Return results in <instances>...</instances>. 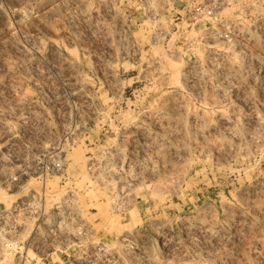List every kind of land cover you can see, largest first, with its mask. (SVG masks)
Returning a JSON list of instances; mask_svg holds the SVG:
<instances>
[{"label":"rangeland","instance_id":"obj_1","mask_svg":"<svg viewBox=\"0 0 264 264\" xmlns=\"http://www.w3.org/2000/svg\"><path fill=\"white\" fill-rule=\"evenodd\" d=\"M0 216V264H264V0H0Z\"/></svg>","mask_w":264,"mask_h":264},{"label":"built area","instance_id":"obj_2","mask_svg":"<svg viewBox=\"0 0 264 264\" xmlns=\"http://www.w3.org/2000/svg\"><path fill=\"white\" fill-rule=\"evenodd\" d=\"M196 16H210L212 14L211 10H208V8H197V10L195 11ZM33 202L35 203V198H32ZM73 201L69 198H63L62 200H60L57 204L54 205L55 207V212H54V217H52L51 219V224H47V227L49 228V232L52 233V229L53 228H60L61 224H63L64 221H68L71 222L74 220V211L73 208ZM20 206L16 205L14 207L15 209H18ZM9 213L6 214V216H8ZM1 218V216H0ZM37 221L39 223L37 228H40L41 223H43L44 221L42 220L43 217H39V215H37ZM45 221H48L47 219H45ZM5 227V225L3 226ZM2 230L0 229V238H1V234H2ZM24 246H22L20 249H23Z\"/></svg>","mask_w":264,"mask_h":264}]
</instances>
